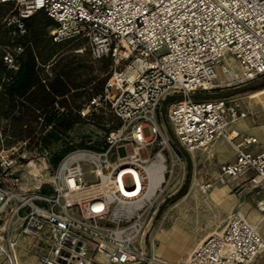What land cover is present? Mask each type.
<instances>
[{"label": "built area", "instance_id": "1", "mask_svg": "<svg viewBox=\"0 0 264 264\" xmlns=\"http://www.w3.org/2000/svg\"><path fill=\"white\" fill-rule=\"evenodd\" d=\"M0 6L10 10L0 17L8 69L17 68L25 20L42 11L55 23L52 42L81 41L79 51L86 49L93 60L109 58L102 90L79 113L100 110L118 121L104 124L109 130L102 150L72 148L33 189L17 187L21 162L0 151V257L6 264H16L20 235L41 264H250L264 251V237L239 212L184 259L168 262L143 247L156 201L184 172L177 146L192 153L225 136L234 159L199 188L217 181L236 186L249 174L252 186L264 189V148L251 151L256 138L226 134L231 122L247 116L241 98H194L264 76V0H0ZM166 97L173 99L163 122ZM143 148L152 150L146 158ZM150 165L160 169L151 193ZM85 166L93 180L85 179ZM257 209L264 213V196Z\"/></svg>", "mask_w": 264, "mask_h": 264}, {"label": "trees", "instance_id": "2", "mask_svg": "<svg viewBox=\"0 0 264 264\" xmlns=\"http://www.w3.org/2000/svg\"><path fill=\"white\" fill-rule=\"evenodd\" d=\"M55 23L44 12L38 11L25 20L26 30L17 41L23 50L17 59V68L8 69L3 63L0 51V145L12 147L29 141L38 154H45L51 170L61 157L74 147H87L102 150L105 147V134L109 130L104 124L112 126L118 121L112 116L97 113L90 115V120L101 130L99 138L89 143L90 138L74 140L77 125L83 122L79 113L82 99L90 100L103 88L109 76L103 74L110 65L109 58L98 60L99 70L94 71L93 64L87 62L90 57L86 49L80 55L77 50L83 46L81 41L54 43L49 29ZM0 37V44L8 43L5 31ZM47 67V70L45 69ZM264 84H254L247 90H256ZM222 88L204 90L194 94L196 100H209L228 95H235L240 90L223 93ZM166 97L161 103L160 121L165 122V106L172 101ZM39 116L42 123L39 125ZM87 117V116H86ZM169 134L172 136L170 129ZM32 164L36 165L34 162ZM45 186L42 188L44 190ZM186 192L184 184L172 199L173 203ZM162 204L157 218L164 209Z\"/></svg>", "mask_w": 264, "mask_h": 264}, {"label": "rangeland", "instance_id": "3", "mask_svg": "<svg viewBox=\"0 0 264 264\" xmlns=\"http://www.w3.org/2000/svg\"><path fill=\"white\" fill-rule=\"evenodd\" d=\"M9 8L0 6V17L4 14L9 13ZM49 29V34H50ZM1 36L3 35V31L0 27ZM73 42V41H72ZM70 41V43H72ZM83 47V46H82ZM81 47V48H82ZM80 49V48H79ZM79 49L74 50L75 52H78V54L82 55L83 50L79 51ZM226 59L227 61L234 67L235 71H238V66L234 60L230 57L229 53H226ZM84 63L88 64L87 62H91L94 67V71H97L101 67V63L98 60H93L91 57L88 56L87 61L84 59ZM47 70V67L45 68ZM217 72V79L216 81L222 80V74L220 73L219 68L216 69ZM109 73V67L106 69V71L103 74ZM264 78L261 80H253L249 81L245 84H242L237 87H222V90L220 92L225 93H231L240 90L238 93L242 92H251V90H247V88H251L254 84H259V82H262ZM82 105L79 108V111L85 107L88 100L82 99ZM168 106V105H167ZM167 106H165L167 108ZM166 110V109H165ZM100 114L104 116H109V114L98 111V113L94 116V119H96ZM81 116V115H80ZM82 117V116H81ZM83 122L77 125L74 135V140L79 141L81 137L85 136L86 138H90L89 143L93 142V140L97 139L101 135V130L95 126V124L90 120V116L82 117ZM42 123V116H39V125ZM165 127L169 130L168 125L165 124ZM144 134L147 135V131L144 130ZM1 135V132H0ZM29 141H25L22 143H19L18 145H14L12 147H4L0 145V151H3L7 154H10L16 158H18L21 162V166L17 167V171L15 175L18 178L17 187L20 189H33L36 185H38L40 181L47 182L50 178V173L52 172L47 157L45 154H38L36 152V149L34 146H32ZM176 145V144H175ZM177 146V145H176ZM175 146V147H176ZM177 150L179 151V154L182 156L183 162H184V172L182 175L175 177V179L165 188V191L162 196L158 198V200L155 203V212L152 214V218L150 220V223L147 228L146 236H145V245L147 247L154 246L151 242L152 234L154 235L160 228L167 225L168 218L170 215L171 208L173 205L180 202L183 197L189 192L193 191L195 195L201 196V198L206 195L205 192L203 193L199 189V185L202 181H213L217 177L218 171L212 172L208 169L207 164L204 163V160L202 161V164H199V160L195 158L193 154H190L187 151H184L179 146H177ZM126 153H130L132 151V148L130 145L125 146ZM149 152L151 153L152 150L150 149H141L140 150V156L141 158H146L149 155ZM34 162L36 166L39 168V173L37 176L32 175L30 173L31 165ZM85 172V179L90 181L93 180V175L88 173V167H84ZM47 175V176H46ZM249 174H246L245 176L240 177L242 179H239V184L236 186L230 185L224 181H217L214 184L218 186H225L229 188V193L234 194L237 199H239L240 202H245L247 204H250V210L252 211H258L257 209V201L264 196V189L253 187L252 183L250 182V179L248 178ZM186 184V192L183 196L176 199L173 203L165 204V201L168 199H172L175 194L178 192V190ZM46 186L45 184L42 185L41 188ZM209 191V190H208ZM162 204H165L163 211L161 212L160 216L157 218L156 214ZM207 206V207H206ZM199 209L198 212L200 213L201 218H204L203 221V227H210L211 229H214V219H215V207L214 205L205 204L204 200L202 199L201 203L198 205ZM254 209V210H253ZM197 211V210H196ZM198 213V214H199ZM261 213V212H260ZM5 212L1 214V217L4 216ZM264 215V213H261ZM203 216V217H202ZM257 225V230L261 233L262 236H264V218H262ZM175 230H169L165 232L164 235H162L161 238H159V241L165 245L166 249L169 251H172L173 255L177 253H185V251L190 247L192 244L193 237H195L198 232L193 227H190L188 225L183 224L181 221H178L176 224ZM219 228L217 229V231ZM21 239V238H20ZM21 242V240H20ZM20 246H24V242L20 243ZM261 256H264V253H262L260 256H258L255 260H258ZM254 260V261H255ZM256 264H264V257L262 259H259Z\"/></svg>", "mask_w": 264, "mask_h": 264}, {"label": "crops", "instance_id": "4", "mask_svg": "<svg viewBox=\"0 0 264 264\" xmlns=\"http://www.w3.org/2000/svg\"><path fill=\"white\" fill-rule=\"evenodd\" d=\"M262 78H264V76H260L255 80L258 81ZM261 84H264V80L259 82V84L257 83V85ZM237 95L241 98L243 108L246 110L247 116L231 122L226 129V134L230 136L232 135V131H234L238 132V138H256V142L250 145L249 149L251 151H258L264 148V86L248 93H237ZM190 154H193L195 158L199 160V164H202L203 159H205L204 163L207 164L208 169L216 173L219 170L221 164L233 161L235 150L231 142L225 136H219L215 138V140L206 148L196 149ZM204 182L207 181H202L201 183ZM200 191L202 190L200 189ZM202 192H205L206 194L204 198H201L199 195H195L193 191H189L180 202L173 205L167 225L165 224V226L160 228L154 234V246L152 247L151 245V247H147L144 242L143 247L146 249V251L153 253L168 262H175L188 256L197 246V244L205 237L212 234L213 232H217L218 228L220 230L224 226L228 217L234 212L241 213L250 223L254 224L247 215L248 213L253 212L248 206L250 204L240 202L234 194L229 193L228 187L213 184L209 189ZM202 199L204 200L205 204L214 205L215 207L214 229H211L208 226L203 227L202 225L204 218H201L200 213L198 212V205L201 203ZM178 221L193 227L197 230L198 234L193 237L192 244L184 254L177 253L173 255L172 251L166 249L165 245L159 241V238H161L165 232L169 230H175V226ZM17 233L18 231L16 232V235ZM20 240L21 242H24V245H26L28 242V240L23 235L18 237L19 244L21 243ZM262 253H264V251L260 252L258 256H260ZM14 256L16 264H41L37 256L25 250L23 246H17L14 248ZM262 257L264 256H261L259 259H262ZM254 260L250 264H256L258 260ZM0 264H6L3 257H0Z\"/></svg>", "mask_w": 264, "mask_h": 264}, {"label": "bare ground", "instance_id": "5", "mask_svg": "<svg viewBox=\"0 0 264 264\" xmlns=\"http://www.w3.org/2000/svg\"><path fill=\"white\" fill-rule=\"evenodd\" d=\"M29 164L32 167L31 170H30V173H32V175H34V176H37L38 173H39V168L36 165H34V164H31V163H29ZM148 172H149V175L151 176V184H150V188H149V191H150L149 193H151L153 191V189L156 187L157 182L160 179V169H159V166L158 165H150L148 167ZM247 215H248L249 219L254 223V224H252V223L251 224L254 225L256 228H257V225L256 224L259 223V221H261L262 218H264V215H262L259 211H253V212L248 213ZM214 233L215 232H213L212 234H214ZM154 241H155L154 240V235L152 234L151 242L153 243V245H154Z\"/></svg>", "mask_w": 264, "mask_h": 264}]
</instances>
